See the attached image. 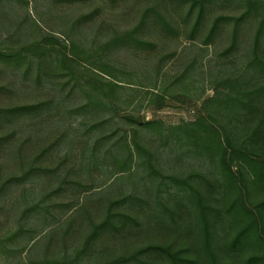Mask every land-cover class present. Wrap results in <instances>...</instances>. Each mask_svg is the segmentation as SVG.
Wrapping results in <instances>:
<instances>
[{
    "label": "rangeland",
    "instance_id": "374dc122",
    "mask_svg": "<svg viewBox=\"0 0 264 264\" xmlns=\"http://www.w3.org/2000/svg\"><path fill=\"white\" fill-rule=\"evenodd\" d=\"M200 2L0 0V53L50 38L56 41L42 44L41 58L28 55L17 65L0 58V264L72 259L112 202L125 197L129 202L116 205L113 213L131 219L116 218V228L93 240L81 264H169L156 254L141 255L139 261L131 258L148 246L170 247L197 264H211L197 230L196 208L174 188L158 191L157 180L148 176L146 159L135 158L132 175H116L115 163L101 161L105 150L133 126L124 116L159 122L163 128L204 119L235 126L240 134L251 119L264 117L261 110L233 115L239 108L224 96L264 87V68L258 66L264 63V33L255 48L260 19L253 14L235 26L233 20L246 8L241 0H205L199 19ZM220 17L229 20L209 36ZM133 30L140 42L116 40ZM63 55L73 56L77 64L69 66L76 77L59 61ZM88 62L104 68L106 78L123 86L117 89L119 111L106 107L78 112L87 101V88L82 80L81 85L76 82ZM154 93L164 101L153 103ZM256 102L258 108L264 104ZM43 103L49 105L38 112H2ZM103 120L109 123L93 129ZM113 130L116 134L91 161L96 139ZM140 130L155 170L176 177L195 173L214 183L205 156L176 144L165 146L154 131ZM199 184L203 193L212 192L205 181ZM262 199L264 190H254L251 200ZM233 235L228 229L215 233L210 249L216 264H247L248 258L264 253V248L253 246L232 251L226 243Z\"/></svg>",
    "mask_w": 264,
    "mask_h": 264
},
{
    "label": "trees",
    "instance_id": "16d2710c",
    "mask_svg": "<svg viewBox=\"0 0 264 264\" xmlns=\"http://www.w3.org/2000/svg\"><path fill=\"white\" fill-rule=\"evenodd\" d=\"M204 1L201 0L200 2L199 19L203 16ZM241 2L245 4V11L239 18L232 20L236 26L240 21L253 14L258 16L260 20L255 34V48H257L260 38L264 33V2L260 0H241ZM158 18H160V15ZM226 19L228 18H217L212 25L209 36H212L218 28L219 23ZM164 24L166 25L165 22ZM135 33L136 30L127 32L116 40L130 39L132 42H140L135 38ZM42 44L55 45L56 41L50 38L47 41L36 43L33 46L22 48L16 52L0 53V58L5 62H12L15 65L26 59L28 55L33 54L41 58L45 51V47ZM59 61L65 68L69 69L68 75L75 72L71 71L69 66V63L77 64L73 56L63 55ZM85 61L87 62V60ZM88 63L89 67L84 68L85 71L80 72V77H77L79 79L76 83L81 85L78 82L82 80L84 87L87 88L84 91L87 101L78 108V112L85 113L89 110L95 112L99 108L106 107L119 111L121 107L116 105L120 101L117 89L123 86L106 78L104 75H108V72L104 68L98 69L94 63ZM259 63L258 66L264 68V63L261 61ZM74 77L76 76L72 74V78ZM231 94L229 93L224 96L234 102V109H240V111H238L239 109L233 111V115L244 113L241 110L250 114L264 113V104L260 108L256 105V100L261 101V103L264 100V87L256 88L249 92L238 91L237 97ZM153 96L155 98L152 100L153 103L164 101V98L157 93H154ZM48 105V103H43L33 106L16 107L2 112L12 115L33 113L42 110L44 106ZM115 115L117 116L118 114ZM123 118L126 121L133 122V126L129 130L125 129L119 139L110 148L105 150L101 161L115 163L116 175L120 173L132 175L135 158L146 159L148 176L157 180L155 185L158 191H160L161 187L165 189V192H169L170 188H174L176 189V193L180 194L182 198L191 203V206L196 208L197 230H199V235L202 239V248H204L206 253L205 256L208 259L211 258V264H216L210 248L213 243L212 239H214L215 233L219 232V230L225 231V229H228L234 233L226 243V247L231 248L232 251L244 250L250 246L264 248V199L256 203L251 200L254 190H264V117L251 119L248 125L243 128V134H240L241 132L235 126L231 127L228 124L215 125L204 119L192 124L163 128L159 122L134 121L129 115ZM107 123H109V120L98 122L94 125L93 129L102 128ZM140 129L154 131L165 146L176 144L180 148H187V151H190L189 148H191L202 156H205L213 168L214 183L195 173L189 174L186 177H176L172 175L165 176L158 170H155L152 165V153L140 141ZM116 131L113 130L111 135L100 136L96 139L90 153L91 161L93 159L97 160L96 152L106 146L107 141L116 134ZM116 153H118V156L122 154L120 155L122 157L118 158L115 156L117 155ZM199 180L200 182L205 181L212 192L203 193L198 187L200 185ZM178 194H174L176 199L180 197ZM209 197H211L212 202ZM129 200V198L125 197L112 202L104 220L92 226L91 233L83 248L76 253L75 257L63 260L52 259L47 261L46 264H81L85 254L91 249L88 247L93 240L101 232L109 230V228H116L114 221L116 218L131 219V216L128 214L113 213L116 205H126ZM170 219L172 220L171 217ZM172 221L175 224V221ZM145 254H156L166 257L169 260V264H197L196 259H193L190 255L184 254L181 251L173 252L170 247L161 246H148L137 251L131 258L139 261V257ZM246 262L247 264H264V253L250 257Z\"/></svg>",
    "mask_w": 264,
    "mask_h": 264
}]
</instances>
